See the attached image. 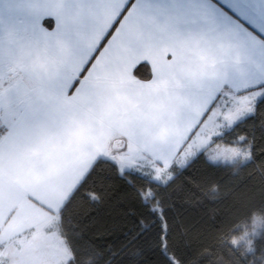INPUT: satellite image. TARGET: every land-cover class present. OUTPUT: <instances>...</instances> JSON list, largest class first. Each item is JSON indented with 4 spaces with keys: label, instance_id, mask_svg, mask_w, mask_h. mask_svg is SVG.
Returning <instances> with one entry per match:
<instances>
[{
    "label": "crops",
    "instance_id": "0c3cea01",
    "mask_svg": "<svg viewBox=\"0 0 264 264\" xmlns=\"http://www.w3.org/2000/svg\"><path fill=\"white\" fill-rule=\"evenodd\" d=\"M246 10L242 18L264 32V0H246ZM259 77L264 41L216 0H0L5 249L31 237L33 229H20L33 211L58 215L61 198L84 177L75 161L141 145V169L152 171L153 151L168 158L174 150L159 138L163 129L179 147L221 81L230 107L218 103L213 115L220 122L241 107L234 86ZM214 146L238 145L212 143L205 156L213 163ZM45 160L60 169L54 182L34 179ZM55 228L58 235L41 237L52 252L66 246L58 223Z\"/></svg>",
    "mask_w": 264,
    "mask_h": 264
},
{
    "label": "snow or ice",
    "instance_id": "6c2138e0",
    "mask_svg": "<svg viewBox=\"0 0 264 264\" xmlns=\"http://www.w3.org/2000/svg\"><path fill=\"white\" fill-rule=\"evenodd\" d=\"M216 3L264 41V32L256 31L253 26L255 22L242 18L246 17V0H226V3L216 0ZM261 19L264 21V17ZM45 23L51 26L52 22L49 20ZM112 26L115 27V24ZM225 81H221L219 90L196 117L195 123L183 137L179 147H175L174 135L170 130L165 128L158 134L164 144L171 145L174 150L168 158L153 151L150 177L139 170L142 166H138V161L144 159L145 153V147L141 145L130 144L124 153L108 150L102 154H93L87 160L75 161L77 165L84 166L81 175L86 174L87 177H91L101 166H106L111 175H105L104 178L119 181L116 191L121 192L116 202L121 211L113 218L112 226L103 236L98 235L95 239H89L86 231L80 232L75 247L85 252L95 250L97 264H214L216 260L225 259V250L228 256L226 264H252L247 255L238 253L234 247H229L224 242V230L230 224V216H208L203 210L206 208V199L210 203L217 199L206 197L200 190L201 184L215 174V168L204 169L199 181L185 177L183 183L171 184L173 169L177 165L187 164L186 171H191L192 165H195L208 147L220 137L218 129L222 127L221 116H214L213 113L222 99L226 101L225 107H230L225 96ZM234 90L237 96L242 97L241 107L236 115L223 116V119L230 124L248 125L260 146L254 148L251 154H242L235 147L218 146L219 150L212 159L231 161L241 155L248 159L245 170L238 178H227L229 189L225 193V199L231 198L233 201L232 208H238L246 215L252 209H264V77L255 78L242 87L234 86ZM241 112L246 114L240 115ZM209 123L212 124L211 131L208 130ZM177 156L179 160L176 159ZM64 163L67 165L73 162L68 160ZM59 171L54 162L45 160L38 163L34 179L51 183L57 180ZM142 186H146L147 190ZM129 189L135 190L134 197L129 198ZM4 191L5 185L0 178V193ZM72 194L75 195V192ZM30 199L35 202L34 198ZM61 205L66 207L63 198ZM57 210L53 208V211ZM59 220L58 215L53 216L45 212L38 225H29V228L33 229L30 238L15 243L8 249H5V242L0 237V264H50L43 246L38 241L43 236L58 235L55 225ZM256 242L264 252V236ZM248 243L251 245L252 241L249 240ZM236 244L237 239L233 237L231 245ZM17 253L20 254L19 257ZM104 253H108L107 260ZM76 259L73 250L71 255L64 257L63 264H73ZM55 264L61 262L56 261Z\"/></svg>",
    "mask_w": 264,
    "mask_h": 264
},
{
    "label": "trees",
    "instance_id": "16d2710c",
    "mask_svg": "<svg viewBox=\"0 0 264 264\" xmlns=\"http://www.w3.org/2000/svg\"><path fill=\"white\" fill-rule=\"evenodd\" d=\"M242 138L240 142L238 140ZM225 145H235L249 143L250 154L253 149L260 146V142L256 139L252 129L243 123H234L224 130L220 137L215 141ZM190 163V162H189ZM248 160L236 163H213L210 162L205 154L192 165L191 171H186L188 165L183 167H175L173 169V178L171 184L179 185L184 182L185 177L190 180L199 181L201 173L204 169L212 167L216 169L215 174L200 186V190L206 197H216L214 203L205 200L206 208L203 209L208 216H230V224L224 230V242L229 247H234L240 254H245L252 261V264H264V252L258 245L257 239L264 236V226L259 233L253 238L251 243V251H245L241 247H235L229 242L230 238L236 236L240 232V227L249 222L254 215H259L264 220V209L255 208L250 210L246 215L238 208H232V199H225V193L228 192L229 185L226 183L228 177L238 178L245 170ZM104 169V170H102ZM105 175H111L106 170V166L98 168L91 177L86 174L77 184L66 201V207L62 205L59 210L58 222L61 236L70 251V255L75 250L77 259L73 264H97L95 250L90 252L82 251L79 247H75V241L78 234L86 231L89 239H95L98 235L103 236L108 228L113 224V218L118 216L121 209L116 206L117 200L121 196V192L116 191L119 181L115 179L106 180ZM131 178V177H129ZM146 191L147 187L142 186ZM79 189L78 191L76 189ZM75 192V195L72 193ZM113 193H115L113 195ZM135 190L129 189V198L134 197ZM92 215H89V214ZM225 259L216 260L214 264H226L228 259L227 251L223 252ZM107 260L108 253H104Z\"/></svg>",
    "mask_w": 264,
    "mask_h": 264
},
{
    "label": "rangeland",
    "instance_id": "374dc122",
    "mask_svg": "<svg viewBox=\"0 0 264 264\" xmlns=\"http://www.w3.org/2000/svg\"><path fill=\"white\" fill-rule=\"evenodd\" d=\"M237 113H231L229 116H234L236 115ZM246 113H240V115H245ZM223 125L225 126H231L233 125L234 123H228L226 120L220 122ZM221 134V133H220ZM242 140V138H240L238 140V142H240ZM235 145H238L236 146V148H238L241 153H249L250 154V145L249 143H244V144H235ZM220 148H228L227 146H219ZM219 150V148L217 146H214L213 150H210L209 154L210 156H214L215 153ZM214 160V159H213ZM245 160H248L247 158H245L243 155L241 156H238L236 157L235 159L231 160V161H226V160H219V159H216L214 160L215 163H222V164H225V163H236V162H243ZM138 166H143V164L138 161ZM140 172L142 173H147L149 174V177L151 176L152 174V171H150V169H145V170H142L141 167L139 168ZM24 215V211L22 212V216ZM43 217L41 212H39L38 210L36 211H33L31 213V216H30V223L29 224H25L22 226L21 224V232H25L27 230H29V225H32V224H39V221H40V218ZM264 226V220L261 216L259 215H254L252 216V218L249 220L248 223L242 225L240 227V232L238 235L236 236H233L237 239V244L236 245H233L235 247H241L242 249H244L245 251H251L252 248H251V245H249L248 241L249 240H253V238L259 233V231L263 228ZM27 229V230H25ZM245 233H247V236H245ZM253 233H255V235H253ZM232 237V238H233ZM229 240V242L231 243V239ZM21 241H26V238L25 237H22L20 238L18 241H16V243H19ZM46 239L45 238H41V240H39L38 242L43 246L45 247L44 248V252L45 253H49L48 255H46V259H48L50 261V264H55L56 261H60L61 264H63V260H64V257L66 255H70V251L68 249L67 246L64 247H58V246H54V251L52 252L51 250L49 251L47 248H46V243H45ZM8 249V248H6ZM67 250V251H65ZM54 254V257L51 259V255ZM19 253H17V256L19 257Z\"/></svg>",
    "mask_w": 264,
    "mask_h": 264
}]
</instances>
